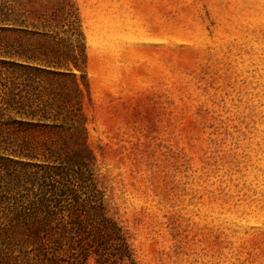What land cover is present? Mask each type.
<instances>
[{
  "label": "rangeland",
  "instance_id": "374dc122",
  "mask_svg": "<svg viewBox=\"0 0 264 264\" xmlns=\"http://www.w3.org/2000/svg\"><path fill=\"white\" fill-rule=\"evenodd\" d=\"M40 263L264 264V0H0V264Z\"/></svg>",
  "mask_w": 264,
  "mask_h": 264
},
{
  "label": "trees",
  "instance_id": "16d2710c",
  "mask_svg": "<svg viewBox=\"0 0 264 264\" xmlns=\"http://www.w3.org/2000/svg\"><path fill=\"white\" fill-rule=\"evenodd\" d=\"M59 171V175L62 174V176L60 177L62 180L63 179H68V174L66 172H64L62 169L58 170ZM66 181V180H65ZM69 181H66L65 183H63V185L65 186L64 188H66V190H68L69 192H71L72 194H75L74 192H72L68 186H66V184H68ZM62 185V186H63ZM74 202L76 204L77 201L74 197ZM96 210L99 209V207H96L95 208ZM93 210H94V207H93ZM77 219H78V224H79V227L80 228H83L84 230L85 229H90V232H96L97 233V236L99 237H102V236H105L106 234H108V230L107 228H105V226H103V219L101 218V215L98 214L96 211L94 212L93 215H84V218L82 219V216L81 215H77ZM90 220H91V224H90ZM48 221V219H47ZM34 229H33V234L34 236L36 235V240H38V242L40 243V247L41 249H44L45 245H46V237H47V231H46V217H43L42 219L40 220H36L34 219ZM111 232L114 233L115 235V238L116 240L118 241L119 245H118V249L125 252L126 250V246L124 245V242H123V239L122 237L119 235V229L116 228L114 226V224H111ZM79 236V235H78ZM77 237V236H76ZM82 241H84V238L82 239L81 237L77 238V239H74L73 238V241L75 244H77V246H79V250H80V253L79 255L81 257H84L87 252H88V248L90 247V245L88 244H82ZM96 250V249H95ZM42 262V261H41ZM42 264V263H40Z\"/></svg>",
  "mask_w": 264,
  "mask_h": 264
}]
</instances>
